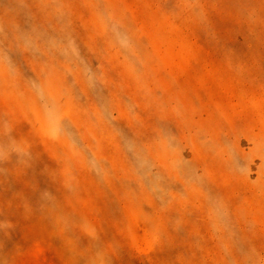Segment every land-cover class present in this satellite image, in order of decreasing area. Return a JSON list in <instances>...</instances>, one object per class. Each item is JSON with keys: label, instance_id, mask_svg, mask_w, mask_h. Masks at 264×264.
I'll use <instances>...</instances> for the list:
<instances>
[{"label": "rangeland", "instance_id": "obj_1", "mask_svg": "<svg viewBox=\"0 0 264 264\" xmlns=\"http://www.w3.org/2000/svg\"><path fill=\"white\" fill-rule=\"evenodd\" d=\"M0 264H264V0H0Z\"/></svg>", "mask_w": 264, "mask_h": 264}]
</instances>
